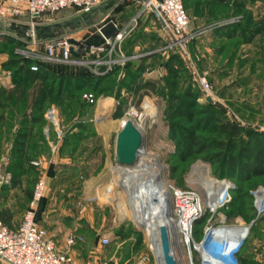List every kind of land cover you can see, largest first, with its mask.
<instances>
[{"label":"rangeland","instance_id":"obj_1","mask_svg":"<svg viewBox=\"0 0 264 264\" xmlns=\"http://www.w3.org/2000/svg\"><path fill=\"white\" fill-rule=\"evenodd\" d=\"M116 1L99 0L98 5L87 12L66 8L54 13H43L36 20V27L38 32L50 30L57 38L73 36L83 41L92 34H98L99 28L106 21L125 17L124 7L116 4ZM237 2L241 0H233L230 3L185 0L190 29L194 30L202 25L201 29L195 30L197 35L193 42L189 43L187 55L178 53L172 72L164 65V62L169 60V53L160 54L159 57L148 61V70L143 72L137 83L136 90L139 91L136 96L133 95L129 104L126 102L123 106L120 118L112 119L118 107V100L112 101L113 106L107 110L103 108L96 117V103L86 106L81 95L72 96V102L81 106V109L77 108L71 118L64 116L62 98L53 97L45 105L47 108L54 106L57 109L64 131L63 124L68 125L69 122L83 119L89 124L86 136L93 137L81 146L84 152L82 155H75L68 163L57 161L50 164L38 220V224L47 231L58 248L69 253L77 264H133L143 255L149 257L148 264H158L154 247L149 244L144 231L132 219L127 203V191L116 183L117 177L113 170L127 169L115 165L114 153L117 133L122 121L128 117L125 113L130 106L141 112V117H144L132 118L139 124L144 137V152L140 159L154 156L162 168V179H165L163 180L168 186L181 190L205 193L199 182L190 180L196 166L204 165L203 168L208 170V178H217V165L204 161L202 154H186L182 158L174 155V146L169 139L172 123L178 133L180 128L196 126V134L201 139H215L213 125L206 117L207 113L203 107L206 95L199 86V76L204 75L207 78L211 87V98L224 110V113L223 110L217 112L219 116L224 114V117L236 122L246 131L264 133V0H246L245 6H238L235 4ZM231 19H234V22L230 23ZM27 21L24 16L17 21L4 23L9 24L8 26L0 23V38L14 36V26ZM152 22L157 26L154 19ZM218 23H223L219 26L222 28L220 32L214 30L218 28L215 26ZM37 46L35 52L42 53V45ZM8 59L9 53L6 61ZM85 60L89 58L86 57ZM37 62L50 65L59 74L75 73L74 65L43 60ZM58 83V79L53 80L55 87ZM144 98L150 102L154 112L141 107ZM181 102L184 109L191 114V123L183 118L177 109ZM89 120H92L91 123ZM50 136L52 143L59 141L52 126ZM6 167L7 165H2L4 173H7ZM74 175L77 180L80 175L83 183L72 179ZM10 181L11 176L9 183ZM262 181L264 178H255L240 186L249 189ZM9 183L0 188V210H8L11 213V210L5 207L9 199L8 189L1 192L2 187ZM33 185L34 181L31 183L30 179L24 182L25 189L20 190L21 203H18L16 210L11 213L12 228H16L21 221ZM81 206L85 207L82 211ZM247 208L248 201L245 196H237L235 210L247 215ZM68 234L81 236L82 241L67 247L65 237ZM102 237L109 239L107 246L100 245ZM247 242L248 248L257 249L255 264H264V221L260 224L257 236L252 238L251 235ZM182 250L185 262L179 261L181 264H189L185 247Z\"/></svg>","mask_w":264,"mask_h":264},{"label":"built area","instance_id":"obj_2","mask_svg":"<svg viewBox=\"0 0 264 264\" xmlns=\"http://www.w3.org/2000/svg\"><path fill=\"white\" fill-rule=\"evenodd\" d=\"M137 2L138 8L126 25L120 28L114 23L117 31L113 37L106 40L103 45L91 47L89 53H85L79 46H74V55L71 52L70 36L40 38L36 20L43 13H54L66 8H77L87 12L95 8L99 0H0V22L15 21L24 16L28 18L25 32L27 41L24 42V47L15 49L18 56L34 61L86 66L94 74L104 75L113 66L123 67L128 61L120 50L124 39L137 27L143 15L152 14L157 18L165 34V41L159 48V53L166 55L168 52H178L186 56L188 45L197 35V31L190 29V19L183 0H138ZM229 22H234V19ZM221 25L223 23L215 24L216 27ZM37 45H42V53L35 52ZM82 52L84 54L78 57ZM86 57L89 60H85ZM100 67H104V71H100ZM30 70L37 71L38 65L31 64ZM198 78L201 90L206 97L210 96L211 87L207 78L204 75ZM2 82L0 75V88L3 87ZM83 97L89 104L97 102L91 94H84ZM132 109L135 108L130 106L125 113L128 119L137 117L131 115ZM44 119L48 128L53 127L57 140H62L65 132L54 106L46 109ZM134 123L140 127L137 122ZM9 180L10 175L2 171L0 164V188L8 184ZM212 183L203 194L168 186L172 200L170 220L173 226L169 229L172 245L179 244L182 255V249L185 247L189 264H240L238 256L250 237L253 223L258 218L264 219V186H258L250 191L255 218L249 223H240L228 222L221 212V209L232 201L231 191L235 189L234 184L218 178L212 179ZM45 188V178H38L33 187L32 197L16 228L0 221V264H77L69 253L58 248L56 242L36 221L38 203L44 196ZM84 209L85 207L81 206V211ZM204 216L207 218L201 227V235L196 238L195 224ZM81 241V236L76 234H68L65 237L67 247ZM108 244L107 237L100 239L101 246ZM111 261L115 262V260ZM177 261L181 264L178 259ZM148 263L149 257L146 255L133 262V264Z\"/></svg>","mask_w":264,"mask_h":264},{"label":"trees","instance_id":"obj_3","mask_svg":"<svg viewBox=\"0 0 264 264\" xmlns=\"http://www.w3.org/2000/svg\"><path fill=\"white\" fill-rule=\"evenodd\" d=\"M213 1L219 3L233 2V0ZM245 1L241 0V2L235 4L245 6ZM183 4L185 7V0H183ZM214 30L220 32L222 28L218 27ZM18 46H24V43L11 35L4 36L0 41V51H5L7 55L9 53V59L2 64V68L10 72L13 84V88L9 90L0 88V137L2 135L1 127L3 123L15 115H19L22 124L29 128L27 130L31 131L35 127L36 133L34 135L39 136V140L45 142L46 140L42 133L43 127L48 125L44 119V112L48 107L45 105L53 97L62 98V108L63 112H65L64 116L71 118L76 113V109L81 107L72 102V96L91 94L94 99L101 96H113L118 100V107L112 119H118L122 116L123 106L127 102L125 98L121 97V90L124 89L125 92L136 96L139 91L136 90V87H138L137 83L141 79L142 73L148 70L145 60H153L160 56V53H153L148 57L142 58L140 62L126 61L123 67L113 66L104 75H96L88 67L84 66H75L74 74H59L56 69L48 64L18 56L15 53V49ZM168 53L169 60H166L164 65L166 67L168 66L169 71L172 72L173 62H176L179 54L178 52ZM83 54L84 52L78 54V57ZM33 63L38 65L37 71L30 70V66ZM104 69V67L99 68L100 71H104ZM55 79L59 80L57 87L53 84V80ZM83 100L86 106L93 105L89 104L84 98ZM179 104L177 109L180 115L189 121L191 114L187 109H184L182 102ZM203 107L207 113L206 117L210 119L213 125L212 131L215 139H201L196 134V126L180 128V132L178 133L174 123H172L169 131V139L174 146L175 151L173 154L178 155L180 158L186 154H202L204 161L212 165H217L216 177L230 181L235 186V189L231 191L232 201L225 208H222L221 212L228 222H233L236 218H239L249 223L255 218L250 191L260 185H264V181L249 189L241 188L240 184L255 178H264V133L246 131L236 122L224 117V114L219 116L217 112L223 109L215 101H205ZM62 108L60 109L62 110ZM79 113H81V110ZM77 127L79 129L78 134L74 133L72 135L87 137L86 133L89 130V124L81 122L77 124ZM27 130L19 133L15 138L13 153L6 167V171L11 174V181L9 185L2 187L1 192L7 189L9 191L17 186L23 189V182L21 183V177L23 175L26 176L24 182H28L31 179V183L34 181L35 185L38 180V172L31 163L32 159L25 154V150L30 148V142L28 144L27 141L31 132H27ZM70 135L69 131L65 132L62 140L65 141ZM32 192L26 202L25 209L32 197ZM241 195L245 196L248 201L247 215H243L241 212L235 210L237 196ZM42 200L43 197L38 204L36 221L40 218ZM206 218L207 216H204L196 222V238L200 237L201 227L205 223ZM0 221L11 227V213L8 210H0ZM260 221H264V219L258 218L253 223L252 228ZM238 260L240 264H244L241 253L238 256Z\"/></svg>","mask_w":264,"mask_h":264},{"label":"crops","instance_id":"obj_4","mask_svg":"<svg viewBox=\"0 0 264 264\" xmlns=\"http://www.w3.org/2000/svg\"><path fill=\"white\" fill-rule=\"evenodd\" d=\"M138 0H117L116 4L119 3L122 7H124L125 10V17L118 18V19H110L106 21L104 24H106L109 21H112L115 23L118 27H123L126 25L128 20L133 16L136 9L138 8ZM213 1V0H212ZM217 2V1H214ZM28 19V18H27ZM156 22V25H153L152 20ZM17 21V20H15ZM4 26V23L0 22ZM103 24V25H104ZM202 26V25H201ZM201 26H197L196 29H201ZM27 22L21 24H16L14 26V37L21 40L23 43L24 41H27L26 37V28ZM19 30H24L20 31ZM193 30V29H192ZM71 38H74L76 40H80L79 38L70 36ZM40 38H55V35L51 34L50 30H46L45 32H40ZM2 38H0V41ZM165 41V34L162 31L161 25L159 24L157 18L152 14H145L141 17L137 27L124 39L122 45H121V53L123 56L127 57L128 61L133 62H140L142 58L148 57L149 55L153 53H159V48L162 47ZM123 46V50H122ZM7 59V53L5 51H0V75L3 79V87L2 89H12V78L9 71H5V69L2 68V64ZM150 61L149 59L145 60L147 63ZM143 74V73H142ZM149 74V73H148ZM121 97L125 98L128 102L133 99V95H129V93L125 92V90H121L120 92ZM104 97V96H101ZM101 100V101H100ZM117 99L115 97H104L103 99H97L96 106H95V117L100 113V111L104 108L107 110L108 108H111L113 106L112 101H116ZM92 120H89L91 123ZM85 122L83 119L80 121L75 122H69V124L65 126L64 132H70V136L65 140H59L55 143H52V138L50 136V128L46 125L42 129V133L44 134L45 141L39 140V136L34 135L36 133V128H32L31 131L27 130L29 128L25 127L24 124L21 122V118L19 115H15L13 118L5 121L1 127L2 135L0 137V164L1 165H8L10 161V156L13 153V145L16 136L19 133L24 132L27 130V132H31V137L29 136V139L27 143L30 142V148L25 150V154L32 159V164L35 167L36 171L38 172V178L43 177L45 180L47 179V172L50 164L52 162L57 163V161H60L61 163H68V161L73 160L75 155L79 154L82 155L84 152L81 150V146L84 144V142L88 139H93V137H83L80 135H72V134H78V127L77 124ZM62 123V122H61ZM64 123V122H63ZM95 127V126H94ZM52 129V128H51ZM96 129V128H95ZM121 129V128H120ZM119 129V130H120ZM97 131V130H96ZM33 135V136H32ZM78 163V162H77ZM82 165H80L81 167ZM85 167V165H83ZM11 176L9 172H7ZM55 177V176H54ZM26 176L23 175L21 177V183L24 185V180ZM72 179H78L77 177H72ZM79 181L80 183H83V180L81 176L79 175ZM21 187L17 186L13 189H10L9 192V199L8 203L5 205L9 210H11V213L16 210L18 203H21V194H20ZM233 222H240V223H246L242 219L236 218ZM263 221L258 222L251 230L250 236L253 237L257 236V231L260 228V224ZM250 238V237H249ZM249 243L247 242L242 251H241V258L244 261V264H255L257 261V249H251L248 248Z\"/></svg>","mask_w":264,"mask_h":264},{"label":"bare ground","instance_id":"obj_5","mask_svg":"<svg viewBox=\"0 0 264 264\" xmlns=\"http://www.w3.org/2000/svg\"><path fill=\"white\" fill-rule=\"evenodd\" d=\"M142 107L150 112L153 110L147 99L143 100ZM131 115L141 117V114L135 109H132ZM141 118L143 119L144 117L142 116ZM127 119L125 118L122 123ZM203 166L194 167L190 180L199 182L207 190L213 183L212 179L208 178L207 168H203ZM113 170L117 177L116 183L127 191V203L129 204L130 214L134 223L144 231L150 242L149 244L154 247L158 264H163L160 230L163 226L169 229L173 226L170 220L172 200L169 187L166 185L165 179H162V168L158 160L154 156H149L148 158L140 159L138 165L131 169L124 168L121 170L113 168ZM175 246L172 249L173 254L178 260L184 261L179 244Z\"/></svg>","mask_w":264,"mask_h":264},{"label":"water","instance_id":"obj_6","mask_svg":"<svg viewBox=\"0 0 264 264\" xmlns=\"http://www.w3.org/2000/svg\"><path fill=\"white\" fill-rule=\"evenodd\" d=\"M117 27L112 21L102 25L98 34H92L83 41H78L74 38H69L71 43V52L74 46H79L84 49L85 53L90 52L91 47L103 45L106 40L113 37ZM207 102H213L210 96L206 97ZM144 148V137L141 129L134 123L132 119H127L117 133L115 142L114 163L118 167L132 168L138 165L140 156ZM161 256L163 264H179L175 255L172 252L173 245L169 232L166 226L161 227Z\"/></svg>","mask_w":264,"mask_h":264}]
</instances>
